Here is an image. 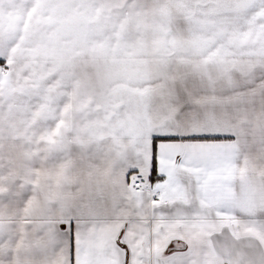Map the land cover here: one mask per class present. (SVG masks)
<instances>
[{
	"label": "snow or ice",
	"instance_id": "snow-or-ice-1",
	"mask_svg": "<svg viewBox=\"0 0 264 264\" xmlns=\"http://www.w3.org/2000/svg\"><path fill=\"white\" fill-rule=\"evenodd\" d=\"M0 264H264V0H0Z\"/></svg>",
	"mask_w": 264,
	"mask_h": 264
}]
</instances>
